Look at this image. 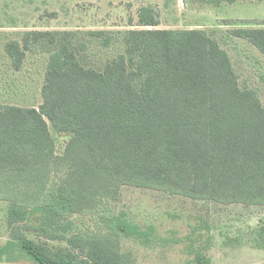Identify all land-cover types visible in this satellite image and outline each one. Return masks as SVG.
I'll use <instances>...</instances> for the list:
<instances>
[{
  "label": "trees",
  "instance_id": "trees-1",
  "mask_svg": "<svg viewBox=\"0 0 264 264\" xmlns=\"http://www.w3.org/2000/svg\"><path fill=\"white\" fill-rule=\"evenodd\" d=\"M148 11L140 14L142 28L28 30L5 45L17 71L27 51L49 52L42 104H0V198L10 203L12 243L36 264H130L121 239L135 226L110 217L105 231L82 233L74 231L72 217L118 199L124 186L264 204L258 92L240 84L213 33L153 28L159 22ZM231 33L264 54V28ZM94 42L118 49L100 67L81 60ZM49 122L69 135L62 154ZM34 213L40 222L26 223ZM28 230L66 245L53 250L29 238Z\"/></svg>",
  "mask_w": 264,
  "mask_h": 264
},
{
  "label": "rangeland",
  "instance_id": "rangeland-1",
  "mask_svg": "<svg viewBox=\"0 0 264 264\" xmlns=\"http://www.w3.org/2000/svg\"><path fill=\"white\" fill-rule=\"evenodd\" d=\"M158 20L153 28L204 29L228 51L242 86L255 89L264 105V54L233 29L264 28V0H0V104L38 108L43 101L49 52L42 47L27 51L21 70L13 69L5 45L21 40L28 30L117 31L142 28L143 9ZM87 36V35H85ZM96 42L81 54L86 64L100 67L115 54ZM62 154L69 135L49 122ZM63 171L54 179H60ZM92 212L72 216L74 231L103 232L110 217L135 226L123 236L122 249L130 264H264V204H223L191 199L154 188L124 186L116 200H105ZM9 206L0 198V264H36L11 239ZM39 213L27 216L37 225ZM29 238L58 250L66 245L28 230Z\"/></svg>",
  "mask_w": 264,
  "mask_h": 264
}]
</instances>
